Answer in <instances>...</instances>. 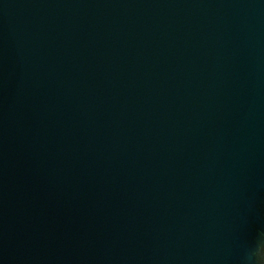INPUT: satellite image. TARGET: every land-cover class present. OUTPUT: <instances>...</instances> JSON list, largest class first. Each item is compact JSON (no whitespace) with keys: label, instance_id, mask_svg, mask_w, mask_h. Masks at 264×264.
Returning <instances> with one entry per match:
<instances>
[{"label":"water","instance_id":"water-1","mask_svg":"<svg viewBox=\"0 0 264 264\" xmlns=\"http://www.w3.org/2000/svg\"><path fill=\"white\" fill-rule=\"evenodd\" d=\"M264 0H0V264H256Z\"/></svg>","mask_w":264,"mask_h":264},{"label":"clouds","instance_id":"clouds-1","mask_svg":"<svg viewBox=\"0 0 264 264\" xmlns=\"http://www.w3.org/2000/svg\"><path fill=\"white\" fill-rule=\"evenodd\" d=\"M256 264H264V245L259 246L255 253Z\"/></svg>","mask_w":264,"mask_h":264}]
</instances>
